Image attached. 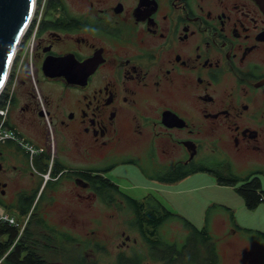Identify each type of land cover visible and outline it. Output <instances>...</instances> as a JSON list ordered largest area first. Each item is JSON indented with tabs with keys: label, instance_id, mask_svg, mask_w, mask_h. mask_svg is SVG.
<instances>
[{
	"label": "flooded vegetation",
	"instance_id": "af4514ba",
	"mask_svg": "<svg viewBox=\"0 0 264 264\" xmlns=\"http://www.w3.org/2000/svg\"><path fill=\"white\" fill-rule=\"evenodd\" d=\"M66 54L80 61V83L43 72L47 58ZM33 61L37 87L22 77L4 90L7 127L22 143L0 142V208L16 207L19 223L31 213L21 233L3 235L0 264H102L109 251L114 264L136 253L141 264H181L162 227H138L145 211L135 200L166 205L122 189L109 176L122 163L161 184L230 168L264 190V0H47ZM40 70L59 87L42 90ZM45 182L55 220L38 202L21 212Z\"/></svg>",
	"mask_w": 264,
	"mask_h": 264
},
{
	"label": "rangeland",
	"instance_id": "374dc122",
	"mask_svg": "<svg viewBox=\"0 0 264 264\" xmlns=\"http://www.w3.org/2000/svg\"><path fill=\"white\" fill-rule=\"evenodd\" d=\"M39 86L45 91L49 88H57L59 84L56 81L47 79L40 70ZM72 94H75V92ZM61 145L60 141V147ZM65 151V149L62 151L64 159L68 157ZM125 156L118 158L123 159ZM118 158L113 160H119ZM66 161L74 164L69 157ZM76 162L80 165V159ZM106 163H109V161H99L98 165ZM235 172L242 176L247 173L237 170ZM109 176L135 198L142 199L148 193H152L170 210L180 213L182 217L189 220L197 228H203L208 224L210 233L219 249L221 264H245L246 262L243 260L241 253L244 254L246 250L254 260H257V263L254 264H261L260 254H262L264 262V239L257 234V231L264 232V202H261L255 209L248 208L243 195L238 191V188L243 184V180L236 182V184L226 185L218 180L215 173L198 171L180 182L161 184L145 178L135 165L125 163L111 171ZM45 185L46 182L43 183L33 204L41 203L40 206H45L44 209L49 210L51 219L55 220L58 215L54 211L52 200H50L54 187H52V184H48L46 187ZM221 205L232 208L234 210L233 214ZM210 206L212 207L207 213ZM57 208L60 209V206L57 205ZM2 209L16 218L22 217L16 207L4 206ZM118 226H120V229L124 227L120 222ZM246 228L254 229V232H247L244 230ZM162 229L166 240L168 242L175 241L178 245H182L189 234V226L180 217L168 219L163 224ZM113 232H115V228H112ZM116 235V239L119 241V231ZM101 262L102 264H114V255H110L109 251L108 254L101 256ZM147 264L155 263L148 262Z\"/></svg>",
	"mask_w": 264,
	"mask_h": 264
},
{
	"label": "trees",
	"instance_id": "16d2710c",
	"mask_svg": "<svg viewBox=\"0 0 264 264\" xmlns=\"http://www.w3.org/2000/svg\"><path fill=\"white\" fill-rule=\"evenodd\" d=\"M27 80V79H26ZM9 99V94L4 93V91L0 94V110L5 107L6 101ZM2 122V116L0 115V124ZM4 124L6 126H10L8 121H5ZM12 127V126H11ZM198 171H206L215 173L216 176H218V180L223 184H236V182L243 180V184L240 188H238V191L243 195L246 205L250 209H255L260 205L261 202H264V190L262 189V185L258 178L250 176L242 177L234 172V170L228 168L221 170L220 173L213 170H201L197 169L194 171H187L182 172L178 176L170 175L169 177L164 178L165 181L170 182H177L185 178L189 172L196 173ZM34 201L33 200L30 204L26 205L22 209V213L25 214L27 211H29L30 208L34 207ZM158 202V204H156ZM152 201L151 199H147L144 201H137L135 200L133 204L134 210L138 211H145L144 214H141L140 216L136 217V222L139 228H141L143 225L148 226V231L150 234L157 233L158 229L163 226V224L170 218L173 217H180L185 222L186 225L189 226L188 230V236L185 240V242L182 245L178 244H166L164 249L169 254L171 253H177L178 258L176 260L179 261L181 264H220V253L217 246V243L214 242V238L212 237L210 233L209 225L207 224L203 228H197L193 223H191L189 220L185 219L180 215V213H175L166 206H162V204L159 201ZM226 210L230 211L232 214L234 210L230 207H227L225 205H221ZM212 206L209 207L207 210V213L210 211ZM154 210H164L163 214L155 215L152 213ZM145 223V224H144ZM242 230V229H241ZM247 232L253 231L254 229H244ZM8 231H14V228L7 227L5 229H0V239L2 235L7 233ZM257 231V230H256ZM257 234L261 236L264 239V232L257 231ZM15 232L12 234V237H10V240H14L16 238ZM4 243L0 241V256L3 254V252L6 251L7 246H9V243ZM149 255L151 257L157 258V244L156 243H150L149 244ZM172 257V255H170ZM142 255L141 254H134L132 256V259L129 264H141L142 262ZM173 262V261H170ZM174 263V262H173ZM121 264V263H120Z\"/></svg>",
	"mask_w": 264,
	"mask_h": 264
},
{
	"label": "water",
	"instance_id": "95a60500",
	"mask_svg": "<svg viewBox=\"0 0 264 264\" xmlns=\"http://www.w3.org/2000/svg\"><path fill=\"white\" fill-rule=\"evenodd\" d=\"M37 0H0V94L5 88L17 47L31 23ZM45 76L80 83V61L74 54L47 58Z\"/></svg>",
	"mask_w": 264,
	"mask_h": 264
},
{
	"label": "built area",
	"instance_id": "2783aa9c",
	"mask_svg": "<svg viewBox=\"0 0 264 264\" xmlns=\"http://www.w3.org/2000/svg\"><path fill=\"white\" fill-rule=\"evenodd\" d=\"M46 2L47 0H37L31 23L29 24V27L27 28L17 47L6 85L11 84L14 88L17 85L19 79L25 77L28 79L27 81L31 82L33 86L37 87V79L35 76L33 61V47ZM0 115L2 116V122L0 124V142L11 139L22 143L17 137L16 131L14 129L8 128L4 124L6 121V107H3L0 110ZM24 146L29 153L30 159H32L35 152L34 147L28 143L24 144ZM48 174L49 173H43L42 175L45 181L48 178ZM30 213L31 211L26 215L22 223H19L15 216L8 214L4 209L0 208V229L3 230L7 227H17L19 233H21L27 223ZM2 239L3 235L0 240ZM17 239L18 236H16L15 240Z\"/></svg>",
	"mask_w": 264,
	"mask_h": 264
}]
</instances>
